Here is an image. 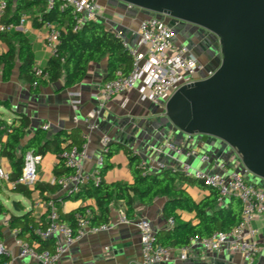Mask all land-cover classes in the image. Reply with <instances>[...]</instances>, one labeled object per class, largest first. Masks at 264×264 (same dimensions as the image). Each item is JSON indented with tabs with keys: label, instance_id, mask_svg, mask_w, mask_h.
Wrapping results in <instances>:
<instances>
[{
	"label": "built area",
	"instance_id": "built-area-1",
	"mask_svg": "<svg viewBox=\"0 0 264 264\" xmlns=\"http://www.w3.org/2000/svg\"><path fill=\"white\" fill-rule=\"evenodd\" d=\"M57 0H48V8H52ZM60 10L71 9L75 15L73 31L78 32L88 21H98L100 5L98 0H60ZM8 4L0 0V37L6 33L24 32L30 16L22 14L20 24L6 25L3 18L6 14ZM44 28L46 49L53 56L56 54L60 44L61 31L57 23H47ZM139 43L137 48H132L127 43L124 47L133 58L131 73L119 75L111 81L105 82L91 94V97L99 104L100 108L113 98L134 89H137L140 101L151 103L163 108L169 99L182 87L190 86L198 81L211 78L216 71H205L206 67L186 47L176 43L174 30L166 23L165 19L150 18L140 22ZM117 37L120 36L117 34ZM34 72L38 77L48 79L44 69L36 66ZM206 72V77L202 73ZM37 84H35L36 86ZM72 106L77 111L81 105V94L73 93ZM99 111L91 112L85 118L89 132L100 130L97 118ZM74 123H79V118L74 117ZM50 124H44L43 129L49 131ZM84 142L80 147L73 146L64 150L61 158L65 167L71 170L67 176L56 178L53 185H58L69 194L78 193L80 189L92 183L99 185L103 182L102 169L105 165V156L109 152L112 139L103 135L102 149L94 167L86 171V163L92 157L89 152V135L83 137ZM169 158L177 161V165L169 167L154 159L146 160L139 150L133 152L134 156L141 158L139 169L143 176L158 171L172 170L180 173L184 178L198 180L205 183L210 189L216 191L219 202L230 201L233 198L240 200L242 205L241 219L239 223L228 232H217L206 239L191 238L189 244L180 249L164 247L157 242V235L151 222L144 217L129 218L125 212L120 214V223L134 225L138 228L141 238L142 264H184L190 258L199 259L201 253L198 249L210 254L224 253L227 249L240 255L245 263L257 264L258 259L264 251V189L257 187L242 177L236 171H231L224 164H219L223 174L211 175L207 170L195 168L192 163L184 162L178 158L183 156L189 159H196L202 164L216 165L210 155L199 153L194 149L184 151L173 141H166L160 148L155 149ZM42 157L29 152L26 155V163L21 177L11 181L10 171L0 166V182L15 188L17 185L35 190L39 177L37 166ZM48 206L49 222L45 227H37L34 234L41 240L55 239V248L51 250H38L39 244H30L23 239L16 238L15 244L18 247L19 259H32L39 264H57L64 254L82 238L90 234H97L109 231V224L93 225L91 223L92 211L90 209L76 212L73 224L61 221L57 205L53 200L46 202ZM40 205V201L36 206ZM2 225L9 227L5 218ZM175 226L174 218H169L168 229ZM17 235L18 231H14ZM0 256L5 260L2 264H11L14 254L3 242H0Z\"/></svg>",
	"mask_w": 264,
	"mask_h": 264
},
{
	"label": "crops",
	"instance_id": "crops-1",
	"mask_svg": "<svg viewBox=\"0 0 264 264\" xmlns=\"http://www.w3.org/2000/svg\"><path fill=\"white\" fill-rule=\"evenodd\" d=\"M98 3L100 5L98 22L104 24L108 30L118 34L130 47L138 45L139 25L142 20L147 18V15L143 11L122 6L115 7L111 0H107L106 4L102 0H98ZM27 14L32 15L31 13ZM24 33L32 45L37 66L45 68L52 57L45 45L46 29L34 28L30 17ZM6 50L7 46L0 37V55L5 53ZM106 75L107 60L105 59L100 63L91 64L84 81L73 88L64 89L63 81H61L58 85L42 87L37 94H34L31 92L29 85L20 80L19 66H17L9 82H3L0 73V101L8 102L10 105V108L0 106V118L4 117L8 123H12L20 114L28 116L31 124L27 129L25 141L33 138L36 132L43 129V125L46 123L51 126L49 131L43 129L46 138L54 137L55 132L57 134L66 132L73 137V140H69L68 143L63 142L62 147L74 141L84 142L83 137L89 135L88 147L92 159L86 163V171H90L96 163L102 149L103 135L109 136L112 142L120 143L123 148L117 150L110 160V168L104 175V181L108 184L118 182L131 184L133 182L132 171L139 169V161H141L140 157L138 162L132 161L133 152L141 148H152V135L149 129L151 127L154 132L156 129L148 125V122L160 117L164 110L161 107H155L154 104L141 102L137 89L113 98L103 108H100L99 104L91 97V94L104 85ZM73 93L81 94V105L77 111H74L72 106ZM96 110H100L97 118L100 130L89 132L85 118L89 113ZM75 116L79 118L77 124L74 123ZM17 125H19L18 121ZM169 137L174 140L176 136L170 135ZM217 147L218 149L222 148L221 145H217ZM142 155L164 163L169 167L178 164L173 159H170L171 162L163 161L150 152L142 153ZM235 156L237 155H234L232 159ZM59 163V156L52 152L43 156L37 166L38 184L53 185V181L56 179L54 170ZM0 166L6 170L11 169L10 163L6 159L1 161ZM203 167L202 170H208L207 166ZM214 167L215 165H212L211 170H215ZM0 184L2 185L0 188L1 204L16 216L32 211L34 218L41 224H48L49 222L48 206L46 204L48 200L46 198L57 200L61 221L68 224L74 222V214L81 209L97 207L94 199H77L75 196L70 198L69 193L61 188H57L53 193L46 191L44 194H41L37 188L35 190L30 189L32 195L24 196L20 193L9 195L8 193L13 192V188L1 182ZM179 185L196 202L210 194L209 191L201 190L189 184L181 183ZM12 196H15V199ZM38 201H40V205L36 206ZM166 201V198L159 197L149 205L140 203L136 205L135 217L148 219L152 223L156 235L168 229L169 219L165 216ZM227 202L229 201H218L220 205ZM110 212V221L107 223L110 226L109 231L90 234L82 238L63 255L57 264H142L141 238L138 228L134 225L120 223L121 212L126 214L123 203H112ZM177 213L182 221L192 222L194 225L198 223L192 213L184 210H178ZM3 220L0 221V225L4 228L2 241L12 250L15 256L11 264H39L32 259L18 258L19 250L15 244L18 236L14 231H19V229H10L3 226ZM53 240L55 242V239ZM54 248L55 244L51 251ZM263 255L264 251L261 257ZM210 258H214V255H210ZM207 260H209V257ZM236 260L239 264H245L240 255H236Z\"/></svg>",
	"mask_w": 264,
	"mask_h": 264
},
{
	"label": "trees",
	"instance_id": "trees-1",
	"mask_svg": "<svg viewBox=\"0 0 264 264\" xmlns=\"http://www.w3.org/2000/svg\"><path fill=\"white\" fill-rule=\"evenodd\" d=\"M8 4L3 22L6 25H19L24 13H31V21L34 28L41 29L47 23L55 22L61 31L60 44L56 54L51 57L48 65L43 68L48 79L38 77L34 72L37 66L32 45L24 32L6 33L1 39L7 46L5 53L0 55V73L3 82L11 80L14 69L19 66V78L29 85L32 93L37 94L42 87L58 85L63 81V88H73L84 81L89 66L107 60V75L105 82L116 78L119 73L128 75L133 68V58L124 47V41L117 34L110 31L98 21H88L78 32L73 31L75 15L71 9L60 10L61 1L57 0L52 8H48V0H5ZM35 84H37L35 86ZM0 106L10 108L8 102L0 101ZM17 121L19 125H17ZM30 118L24 114L18 115L12 123H8L4 117L0 118V163L8 160L11 169V181L16 182L22 175L26 163V155L33 152L43 157L49 152L59 156L60 163L56 166L54 174L56 178L67 176L71 170L65 167L61 154L64 150L73 146L80 147L83 142L74 141L62 147V143H68L73 137L66 132H59L52 138H46L45 131L39 129L35 136L26 140L27 129L30 127ZM5 138V140H4ZM120 143L112 142L109 152L105 156V165L102 169L103 176L110 168V160L115 152L122 149ZM237 163L239 158H234ZM138 156H132V161L138 162ZM140 164V161H139ZM133 182H118L108 184L104 180L99 185L89 183L83 186L78 193L69 194L70 198L94 199L96 208L85 207L80 211L90 209L92 211L91 223L93 225L107 224L110 221V205L123 203L129 218L135 217L136 205H149L155 199L164 197L165 216L174 218L175 226L157 234V242L164 247L180 249L189 244L191 238L206 239L217 232L231 231L240 221L242 205L239 199L233 198L229 202L220 205L218 193L210 189L205 183L198 180L184 178L183 175L172 170L154 172L143 176L140 169L132 171ZM189 184L210 194L196 202L179 184ZM2 185L0 184V188ZM36 188L41 194L46 191L53 193L58 185L37 184ZM15 193L31 196L32 191L24 186L17 185L12 189ZM46 200L51 201L50 198ZM57 205V200H53ZM19 208V206H17ZM178 210H184L194 214L198 221H182ZM7 219L9 228L19 229L17 236L30 244L38 243V250L54 247V240H41L34 234L37 227H45L33 216V212H27L21 216L12 214L0 203V221ZM62 220V218L60 217ZM73 224V223H72ZM4 228L0 225V242H3ZM5 260L0 256V264Z\"/></svg>",
	"mask_w": 264,
	"mask_h": 264
},
{
	"label": "water",
	"instance_id": "water-1",
	"mask_svg": "<svg viewBox=\"0 0 264 264\" xmlns=\"http://www.w3.org/2000/svg\"><path fill=\"white\" fill-rule=\"evenodd\" d=\"M114 1L115 7L172 18L218 39L216 73L179 89L159 121L183 136L217 139L245 171L264 179V0ZM154 129L165 130L162 124Z\"/></svg>",
	"mask_w": 264,
	"mask_h": 264
},
{
	"label": "rangeland",
	"instance_id": "rangeland-1",
	"mask_svg": "<svg viewBox=\"0 0 264 264\" xmlns=\"http://www.w3.org/2000/svg\"><path fill=\"white\" fill-rule=\"evenodd\" d=\"M113 3H115L114 0ZM102 2L104 4L107 3V0H102ZM128 9H134L137 11H143L141 9H138L136 7L133 6H125ZM146 15L147 18L146 19H150V18H160V19H165L166 23L174 30L175 34H176V43H179L181 46H186L189 50H192V46H191V42H190V38H189V33H188V28H196L195 26H191L189 24H185L182 23L181 21L172 19V18H168V17H164L162 15H158V14H154V13H148L146 11H143ZM199 29V28H196ZM132 48H137V45L132 46ZM218 49L220 50L219 44H218ZM206 63V60H203ZM206 72L207 71H216L218 69V65L214 66V67H209L207 66L205 68ZM206 72L202 73L204 75V77H206ZM156 107V105H154ZM159 117L158 119L152 120L148 122V125L153 126L154 124L155 126H159V124L164 126V131L162 130H154L150 127L149 132L152 135V141L151 143L152 148L146 147L145 149L141 148L139 149V151L142 153L145 152H150L153 155L157 156L158 158H161L163 161H169L171 162V158H169L168 156H166L163 153H159L157 152L155 149L156 148H160L161 145L163 143H165L166 141L170 140L173 141L176 145H178L179 147H181L184 151H187L189 149H194L196 151H198L199 153H205L211 156V158L216 161V165H215V170H211V167L213 164H202L200 163L198 160L196 159H189L183 156H178L179 159H181L184 162H189L192 163L193 166L195 168H199V169H203V166H207L208 167V172L211 175H215V174H223V172L219 169V164L220 163H224L226 164L229 169L231 171H236L237 173H239L242 177H244L246 179V181H248L249 183L260 187L262 189H264V179L258 178L254 175H252L250 172L245 171L241 166L242 163L239 162L237 163L235 159H232V155H230L231 149L228 148L227 146H225L224 144H221L217 139L215 138H203L202 136H183L180 132H178L177 130L175 131H170V129L168 128V125L166 122L163 121H159ZM163 122V123H160ZM170 135H175L176 137H174L175 139H170ZM217 145H221V149H218ZM143 156V155H142ZM146 160L149 159V157L147 156H143ZM218 172H217V170ZM15 194V192H10L8 193L9 195L11 194ZM13 199H15V196H12ZM152 224V223H151ZM153 227V225H152ZM199 253H201V257H199V259H193L190 258L188 261H186L184 264H239L236 260V255L231 253L227 247H226V251L224 253H220V254H215L214 258H210V254L206 253L203 248L198 249ZM209 257V260H207ZM236 262H235V261ZM257 264H264V255L261 257V259L257 261ZM248 264V263H245Z\"/></svg>",
	"mask_w": 264,
	"mask_h": 264
},
{
	"label": "flooded vegetation",
	"instance_id": "flooded-vegetation-1",
	"mask_svg": "<svg viewBox=\"0 0 264 264\" xmlns=\"http://www.w3.org/2000/svg\"><path fill=\"white\" fill-rule=\"evenodd\" d=\"M192 46L190 50L205 67H214L220 63L221 55L218 49V39L207 31L188 28ZM206 60V63L203 61Z\"/></svg>",
	"mask_w": 264,
	"mask_h": 264
}]
</instances>
